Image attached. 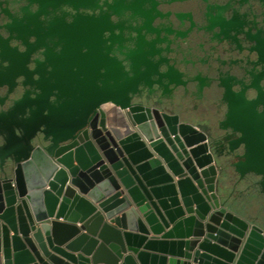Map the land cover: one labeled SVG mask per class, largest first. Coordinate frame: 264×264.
Wrapping results in <instances>:
<instances>
[{"label": "water", "instance_id": "obj_1", "mask_svg": "<svg viewBox=\"0 0 264 264\" xmlns=\"http://www.w3.org/2000/svg\"><path fill=\"white\" fill-rule=\"evenodd\" d=\"M108 22L51 20L35 32L45 58L13 72L29 88L0 112V264H264V228L221 193L222 149L132 101L152 84L111 54ZM261 77L256 98L233 94L220 126L239 132L227 153L243 145L232 165L264 193Z\"/></svg>", "mask_w": 264, "mask_h": 264}, {"label": "flooded vegetation", "instance_id": "obj_2", "mask_svg": "<svg viewBox=\"0 0 264 264\" xmlns=\"http://www.w3.org/2000/svg\"><path fill=\"white\" fill-rule=\"evenodd\" d=\"M51 20H108L103 37L118 38L111 54L152 84L139 83L132 101L178 114L197 125L213 149H222V174L233 169L237 175L228 201L241 184L259 186L258 175L240 179L235 171L243 145L228 154L229 139L239 132L220 122L233 94L243 91L248 100L258 95L253 83L264 69V0H0V112L29 88L23 75H12L45 58L47 47H37L35 32L49 31ZM45 42L53 45L49 37ZM258 84L264 90V77Z\"/></svg>", "mask_w": 264, "mask_h": 264}, {"label": "rangeland", "instance_id": "obj_3", "mask_svg": "<svg viewBox=\"0 0 264 264\" xmlns=\"http://www.w3.org/2000/svg\"><path fill=\"white\" fill-rule=\"evenodd\" d=\"M237 177L236 173L234 172V170L232 169L231 171H227V173L225 175L222 174L221 176V185H223V188L226 187L228 189L231 188V185L233 183V181L235 180V178ZM238 188L242 189V191L240 192L243 196L245 195L246 200H247V206L254 211H257L258 207H260L262 205V211L260 213V217L258 219V224H260L261 226L264 225V199L259 200L258 198H256L253 193H252V187H250L247 184H241L238 186ZM225 189V188H224ZM221 188V193H223V195H225V190ZM239 192V191H237ZM235 196H236V192H235ZM225 197V196H224ZM259 200V201H258ZM232 208V206H231ZM233 209V208H232ZM234 210V209H233ZM236 211V210H234Z\"/></svg>", "mask_w": 264, "mask_h": 264}, {"label": "trees", "instance_id": "obj_4", "mask_svg": "<svg viewBox=\"0 0 264 264\" xmlns=\"http://www.w3.org/2000/svg\"><path fill=\"white\" fill-rule=\"evenodd\" d=\"M250 180H248V182H250ZM221 184V183H220ZM224 185V184H223ZM223 185H221V188L224 189L225 191V197H227V193L229 191L228 188L224 187ZM252 193L253 195L258 198L259 200L264 199V193L259 190V186H252ZM258 200V201H259ZM229 204L232 206V208L234 210H236L237 213L246 216L248 218H250L253 222L258 223V219L260 217V213L262 211V205L260 207H258L257 211L251 210L248 206H247V200L245 195L243 196L241 193L236 192V196L232 197L231 200L228 201ZM262 227L264 228V225H262Z\"/></svg>", "mask_w": 264, "mask_h": 264}, {"label": "bare ground", "instance_id": "obj_5", "mask_svg": "<svg viewBox=\"0 0 264 264\" xmlns=\"http://www.w3.org/2000/svg\"><path fill=\"white\" fill-rule=\"evenodd\" d=\"M109 105H111V103H109L108 106H109ZM123 112H124L125 118L128 119V121L130 122L131 126H132L133 128H135L134 125L132 124V122L130 121L128 115H127V111H126V109H123ZM172 136H173V135H172ZM187 148H190V147H187ZM174 176H175V175H174ZM175 177H177V176H175ZM177 179H178V177H177ZM177 179H175V180H177ZM186 213H188V212H186ZM188 214H189V213H188Z\"/></svg>", "mask_w": 264, "mask_h": 264}, {"label": "crops", "instance_id": "obj_6", "mask_svg": "<svg viewBox=\"0 0 264 264\" xmlns=\"http://www.w3.org/2000/svg\"><path fill=\"white\" fill-rule=\"evenodd\" d=\"M175 179H177V177H175ZM96 205H97V203H95ZM186 215H188V213H186ZM77 224V226H81V223L80 222H78V223H76ZM159 235H154L152 232L149 234V237L150 238H153V237H158ZM193 237V236H192ZM191 237V238H192ZM153 252H155L156 250H152ZM157 252V251H156Z\"/></svg>", "mask_w": 264, "mask_h": 264}]
</instances>
